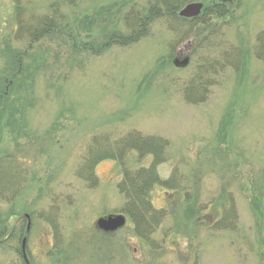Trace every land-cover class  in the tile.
<instances>
[{"label":"rangeland","instance_id":"374dc122","mask_svg":"<svg viewBox=\"0 0 264 264\" xmlns=\"http://www.w3.org/2000/svg\"><path fill=\"white\" fill-rule=\"evenodd\" d=\"M53 1L18 0L17 11L15 0H0V85L9 87L0 111V156L2 170L10 161L25 181L0 200V216L13 229L0 243V264H24V238L30 264H264V64L253 52L264 30V0H223L230 16L196 22L177 41L157 21L141 40L98 56L36 43L20 63H10V52H24L27 43L16 38L18 16L32 22ZM119 1L84 0L80 8L91 12ZM188 27L182 23L176 32ZM223 52L229 64L209 74L204 101L188 103L186 82L204 60H221ZM184 58L185 66L175 65ZM12 66L20 67L17 78ZM130 130L167 139L160 175L176 169L199 203L214 200L222 187L231 191L238 229L195 231L178 203V216L169 214L152 236L156 249L132 235L128 222L112 234L97 230L98 217L121 213L119 165L97 163L93 187L75 171L93 142ZM151 199L170 211L165 190L155 188Z\"/></svg>","mask_w":264,"mask_h":264},{"label":"trees","instance_id":"16d2710c","mask_svg":"<svg viewBox=\"0 0 264 264\" xmlns=\"http://www.w3.org/2000/svg\"><path fill=\"white\" fill-rule=\"evenodd\" d=\"M15 1L14 8L18 11L20 6L18 0ZM83 1L55 0L49 3L46 13L39 15L32 22H23L20 14L17 21L16 38H24L27 43L24 52L23 50L10 52L12 53L10 63H15V65L17 62L20 63L23 56L28 54L36 43L64 47L65 52L72 51L98 56L111 47H124L141 40L148 35L152 25L157 21L162 22L167 29L174 32L177 41V39L188 36L191 25L196 22L200 25H208L209 20H222L232 14L228 4L222 0H145V2L120 0L105 8L94 7L91 12L80 8ZM190 2L205 4H203L201 14L194 18L179 16L180 8ZM182 23L189 27L183 32H176V28ZM197 34L198 32L194 33V35ZM171 46L172 43L167 44V47L171 48ZM253 52L255 58L264 64V30L256 35ZM228 61L230 58L225 52L221 55V60L219 57L214 60H204L199 66L200 70L186 82L183 88L184 99L194 104L203 102L208 93V86L213 82L207 77L216 68L229 64ZM18 68L20 67L10 68L12 75L17 72ZM236 68L237 66L234 65V69ZM16 74L14 76L17 78ZM11 81L10 88L13 83V80ZM8 88L3 84L0 85V111L7 108ZM228 118L226 116L221 121L220 129L223 133L227 128ZM168 146L167 139L161 136L143 135L137 130H130L112 140L105 138L103 143L93 142L75 174L91 182V187H93L97 182L94 174L96 164L106 159L116 162L121 173V178L116 184L117 192L123 199L120 212L131 224V234L144 241L152 249L157 248L151 242L152 236L169 214L178 216V203L184 205L182 220L187 224H192L195 231H198L199 227L213 231H236L238 216L234 195L231 191H226L222 187L214 200L202 204L191 192L185 176L179 175L176 169L172 170L168 177L164 178L160 175L158 167L168 160ZM132 153L136 158L133 163H129L130 160L127 163V157ZM7 157L11 160L9 155H5L6 159ZM147 157H150L149 163L142 165L140 162ZM3 159L4 156H0V200L4 198L5 193L25 182L21 178L22 173L19 174L12 162H8L6 171L2 170ZM197 179L198 174H195L194 184H197ZM155 188L165 190L167 196L171 198L169 199L170 211L154 206L151 197ZM172 218L174 219L173 216ZM6 221L8 219L2 220L0 216V243L7 237L12 238L13 235L11 234L13 229L11 227L10 230ZM103 233L112 234L114 232Z\"/></svg>","mask_w":264,"mask_h":264},{"label":"water","instance_id":"95a60500","mask_svg":"<svg viewBox=\"0 0 264 264\" xmlns=\"http://www.w3.org/2000/svg\"><path fill=\"white\" fill-rule=\"evenodd\" d=\"M203 8L202 2H190L185 4L178 12L179 16L184 18L196 17L200 14ZM188 62L187 58L181 61L175 60V64L185 66ZM125 223V217L122 214L108 215L106 217H99L96 220V227L104 232H112L122 227ZM22 249H24V240L22 242Z\"/></svg>","mask_w":264,"mask_h":264},{"label":"flooded vegetation","instance_id":"af4514ba","mask_svg":"<svg viewBox=\"0 0 264 264\" xmlns=\"http://www.w3.org/2000/svg\"><path fill=\"white\" fill-rule=\"evenodd\" d=\"M21 257L24 264H30L29 260L27 259V256L24 258V255L22 254Z\"/></svg>","mask_w":264,"mask_h":264}]
</instances>
